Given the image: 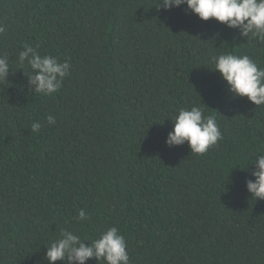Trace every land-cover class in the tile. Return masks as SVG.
I'll list each match as a JSON object with an SVG mask.
<instances>
[{
  "label": "trees",
  "instance_id": "obj_1",
  "mask_svg": "<svg viewBox=\"0 0 264 264\" xmlns=\"http://www.w3.org/2000/svg\"><path fill=\"white\" fill-rule=\"evenodd\" d=\"M157 3L0 0V54L9 59L0 264H50L46 245L61 229L92 240L111 226L130 264H264V199L246 188L254 165L240 168L264 141V106L233 97L210 68L224 51L264 67V43L186 5ZM26 44L70 62L58 92L34 91L18 59ZM193 105L214 114L223 134L202 155L165 143L177 111ZM81 209L90 219H78Z\"/></svg>",
  "mask_w": 264,
  "mask_h": 264
},
{
  "label": "clouds",
  "instance_id": "obj_2",
  "mask_svg": "<svg viewBox=\"0 0 264 264\" xmlns=\"http://www.w3.org/2000/svg\"><path fill=\"white\" fill-rule=\"evenodd\" d=\"M186 5V11L196 14L202 20L214 18L228 28L238 29L239 35L247 41L264 43V0H158L157 10H170ZM5 28L0 25V33ZM24 45L19 52L20 65L25 62L30 66L29 83L34 91L50 95L61 88L69 73L70 62L61 61L54 55H41L37 48ZM211 69L218 71L226 82L233 97H247L256 106H264V67L247 54L224 51L211 56ZM9 71V59L0 54V81L5 80ZM173 128L168 132L165 143L169 147L187 143L192 153L205 154L223 139V134L214 114H205L198 105L183 107L174 117ZM48 124H54L52 115L47 117ZM33 132L41 130L39 122L31 125ZM239 165V164H238ZM254 165L251 177L246 180V188L251 197L264 199V141H258L257 148L247 160V169ZM78 219H90L89 214L81 209ZM87 241V243H85ZM45 258L48 262L64 261L65 264H86L94 258L99 264H130L127 241L117 226H111L99 233L92 240L82 238L77 232L61 229L59 236L46 245Z\"/></svg>",
  "mask_w": 264,
  "mask_h": 264
}]
</instances>
